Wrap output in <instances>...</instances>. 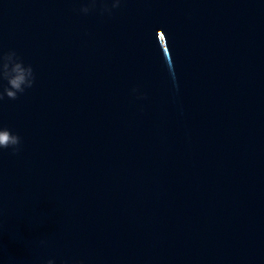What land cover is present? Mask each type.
Masks as SVG:
<instances>
[{
    "label": "water",
    "instance_id": "95a60500",
    "mask_svg": "<svg viewBox=\"0 0 264 264\" xmlns=\"http://www.w3.org/2000/svg\"><path fill=\"white\" fill-rule=\"evenodd\" d=\"M9 52L0 264H264V0H0Z\"/></svg>",
    "mask_w": 264,
    "mask_h": 264
},
{
    "label": "clouds",
    "instance_id": "9594fccd",
    "mask_svg": "<svg viewBox=\"0 0 264 264\" xmlns=\"http://www.w3.org/2000/svg\"><path fill=\"white\" fill-rule=\"evenodd\" d=\"M83 11L87 12L85 7ZM3 76L8 80V86L0 92V99H3L5 93L9 98L15 99L18 93H22L25 87H31L33 83V70L31 66L25 67L14 52H9L3 57ZM21 143V137L17 133H13L9 128L0 129V148L12 147L14 151H18ZM47 264H54L49 260Z\"/></svg>",
    "mask_w": 264,
    "mask_h": 264
}]
</instances>
